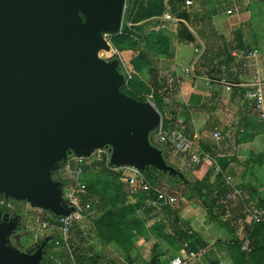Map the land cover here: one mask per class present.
<instances>
[{
    "label": "water",
    "instance_id": "1",
    "mask_svg": "<svg viewBox=\"0 0 264 264\" xmlns=\"http://www.w3.org/2000/svg\"><path fill=\"white\" fill-rule=\"evenodd\" d=\"M125 0H0V196L55 217L69 210L52 175L67 156L108 147L110 166L183 175L149 142L161 113L121 92L106 34L119 33ZM18 216L0 220V264H40L10 244ZM9 220V221H8Z\"/></svg>",
    "mask_w": 264,
    "mask_h": 264
},
{
    "label": "crops",
    "instance_id": "2",
    "mask_svg": "<svg viewBox=\"0 0 264 264\" xmlns=\"http://www.w3.org/2000/svg\"><path fill=\"white\" fill-rule=\"evenodd\" d=\"M218 2L219 0H192L189 6L184 2L181 5L180 11L187 14V22L195 24L203 31L202 40L196 41L198 45L195 43V32L184 20L173 16L168 8L165 13H169L188 27L193 36L192 42L184 44L176 40L174 42L175 27L178 22H165L162 28L159 17H153L148 22L138 25L145 23L144 30H146L151 22H157V29L172 32V35L168 34L174 42L169 56L152 57L158 70L160 84L167 90L164 108L169 115L168 120L172 127L170 129L182 130L192 140L191 152L210 157L196 167L189 168L187 174L192 182L208 179L204 185L210 186L213 191L208 195L209 203L218 201L216 188L223 190L221 200L223 214H220L221 212L214 205L211 207L202 200L188 195L183 186L185 193L182 196L187 200L181 199L162 211L147 206L144 200L140 209L126 216L127 223L143 222L145 234L133 236L130 244L124 243L123 247L115 240L105 243L98 237L93 228V221L101 216L102 208L95 207L89 201L92 207L90 215L75 224L69 233L72 260L64 246L60 245L52 250L57 256L65 255L62 264H69L70 261L74 264H170V260L182 252L184 244H188L189 249L196 255L192 264H242L235 248L244 252L241 250L240 238L250 236L249 228L252 225L244 218L241 204L226 200L227 185L224 176L230 177L231 181L242 189L246 203H256L260 206L258 197L264 198V182L251 175L253 171L264 169V119L259 117L254 108V100L249 97L255 91L253 80L257 78L262 84L264 99V9L255 10L254 18L258 21V28L257 33H253L249 24L251 18L244 20L239 15L236 23L229 25L219 20L216 8H209L210 4H218ZM237 7L241 12L245 8L242 5ZM233 12L227 9L225 14L232 15ZM127 23H130V26L126 25V27L130 28L132 26L130 20ZM242 24H245L244 29L241 27ZM234 27L238 29L234 31ZM240 29L242 33H237ZM182 46H191L193 52L197 54V58L190 66H185L183 69L184 74L190 76V80L178 76L177 72L179 65L177 60ZM236 51L254 52L255 58L237 62L232 56ZM202 55H205V60L194 67ZM243 64L246 66L244 67ZM188 67L192 68L191 73L185 72ZM215 131L220 135L218 142L212 137ZM174 155L188 160L175 153ZM217 173L222 174V183L219 187L214 183ZM245 174L248 176L247 179L242 178ZM158 180V187L173 195L172 191L177 186L175 181L173 184L174 179L163 180L159 176ZM164 181L166 187H161ZM130 199V204L136 203L135 198ZM43 221L46 223L47 231L51 230L47 226L52 225L59 236V224L55 216H46ZM226 221H230L233 228L227 226ZM58 236L50 233L47 237L58 238ZM187 236L197 243L194 249L186 240ZM72 246L75 250H72ZM63 248L66 253L61 250ZM197 249L204 252V256L207 253L212 254L213 260L198 259ZM57 256L49 257L46 253L43 264H48V257L52 259V264H61ZM246 264L250 263L246 262Z\"/></svg>",
    "mask_w": 264,
    "mask_h": 264
},
{
    "label": "trees",
    "instance_id": "3",
    "mask_svg": "<svg viewBox=\"0 0 264 264\" xmlns=\"http://www.w3.org/2000/svg\"><path fill=\"white\" fill-rule=\"evenodd\" d=\"M183 2L184 0H133L130 7V22L132 26L130 28L124 27L121 34H112L111 39V43L116 50L128 49L134 52L130 59L132 78L128 81L127 85L121 88V92L141 102L147 101V98L152 96L154 107L161 113L164 112L163 108L166 106L165 95L167 90L163 89V86L160 84L158 70L157 67L154 66L152 57L169 56L171 46L174 44L175 40L179 43H190L193 41V36L182 21L176 24L174 42L171 41L172 38L168 35H172L170 32L167 34V31L164 29H157V31L149 30L146 32V30H148V28L144 30V25L146 24H138L145 21L148 22V20L153 17H160L168 9L173 16L179 20H184L188 24L187 14L184 11H180ZM145 70L147 78L143 77V72ZM162 126L164 128L171 127L170 122L165 118L162 120ZM169 148L168 150L172 151V148ZM206 150H208V148H206ZM173 162L175 163V161ZM166 163L175 168L172 164H169V161H166ZM153 170L152 167H149L142 171V174L150 184L156 185L159 181L158 177H161V175H159L160 173L158 171ZM85 179L86 182H88V186L83 200L90 201L95 207L102 208L101 216L93 221V228L101 241L110 243L115 240L124 247V243L127 245L130 244V240L133 236L145 234V225L143 222L132 221L127 223L125 221L127 215L143 206L144 200L146 199L143 193L134 194L132 196L128 195V191L125 190V185L119 180V174L102 163H93L88 166L86 168ZM207 181L208 179H201V181H195L193 183L186 181L187 185H185V188L187 194L202 200L204 204H209L211 207L214 205L215 208L217 207L221 212L220 214H223L224 208L221 202L223 190L221 188H219L220 190L216 188L218 201L220 202L216 200L214 203H209L207 201L209 198L208 195L213 191L210 186L204 185ZM214 183L218 187L222 183L221 173L216 174ZM175 184L178 183L175 182ZM130 198H135L136 203L130 204ZM258 200L259 205L264 207V198L259 196ZM225 224L233 228L230 221H226ZM249 230V249L240 252L239 248H235L238 251L241 263L264 264V215L262 221L251 226ZM60 243V237H55L51 241L48 250L52 252L53 249L60 246ZM196 244L195 241L191 243V248L194 249ZM51 255L57 256L55 253H52L49 257ZM49 257L47 258V263L52 264L53 261ZM57 257L62 259L64 256L61 255Z\"/></svg>",
    "mask_w": 264,
    "mask_h": 264
},
{
    "label": "built area",
    "instance_id": "4",
    "mask_svg": "<svg viewBox=\"0 0 264 264\" xmlns=\"http://www.w3.org/2000/svg\"><path fill=\"white\" fill-rule=\"evenodd\" d=\"M184 3L186 6H189L192 4V0H184ZM126 7L127 0H125L124 12L126 10ZM158 19L162 23V28H164L165 22H178V20L173 18L169 13H164ZM126 25L129 27L130 23H127ZM123 28V25H121V29L117 34H121ZM106 35H104V38ZM107 43L108 45L110 44V42L108 41ZM104 52H108V56L105 59L101 58L100 56L99 57L105 61L117 59L123 71L122 74L125 79L124 86L127 85L128 81H130L132 78V69L131 67H129L128 62L126 65L115 48H113L112 50L109 49V51ZM232 56L237 62H241L245 59H254L255 53H243L236 51L232 54ZM243 66L245 67L246 64H243ZM185 72L191 73L192 68L188 67ZM253 86L255 91L250 95L249 98L254 100L255 110L258 112L259 117L261 119H264V99L262 92V84L257 78H255L253 80ZM156 136L159 143L171 147L176 155H180L183 158L188 159L191 163L195 165H199L200 163L210 159V157L206 154L199 155L197 153L191 152V148L193 146L192 140L182 130L164 128L161 123L156 129ZM212 137L215 142H218L220 140L219 132L215 131L212 134ZM110 155L111 151L108 147H103L101 149L94 150L88 157H77L75 155H69L67 156L66 160L60 164V167L56 171L57 174L64 177L67 183H61L62 198L66 208L70 212L66 216L56 217V220L59 224V237L61 239L60 245L65 247L71 260L72 254L70 252L69 246L70 230L75 224L88 217L92 208L91 204L88 201L83 200V196H85L87 192V184L85 182L86 168L91 164L102 163L106 167H109V169L118 173L120 182L125 185L126 190L129 194L134 195L138 193H143L146 197L145 200L147 206L152 207L157 211H162L163 209L170 207L177 202V198L175 196L165 193L157 185L150 184L146 180L145 176L142 174V171H139L131 166L111 167L109 164ZM224 181L227 185V192L225 194L226 200L230 203L241 204L244 218L252 226L260 223L263 219L264 207L258 206L256 203H246L244 201V193L242 189L235 185L231 181L230 177L224 176ZM1 203L2 202L0 201V204ZM240 242L241 250L246 251L250 245L249 237L247 235L241 237ZM195 258L196 255L193 251L189 249L188 244H184L182 252L172 258L170 260V264H192ZM69 264L74 263L70 261Z\"/></svg>",
    "mask_w": 264,
    "mask_h": 264
},
{
    "label": "rangeland",
    "instance_id": "5",
    "mask_svg": "<svg viewBox=\"0 0 264 264\" xmlns=\"http://www.w3.org/2000/svg\"><path fill=\"white\" fill-rule=\"evenodd\" d=\"M219 2H220V0H219ZM219 2H218V4L214 3L215 5L210 4V6H209V8H213V7L216 8V10L219 14V16H218L219 20H221L224 24L229 25V24L236 23L237 19L240 17L239 15H241V18H243L244 20H249V18H251V21L249 22V24H251L250 31H252L253 33H257L258 21L255 20V18H254V15L256 14L255 10L262 11V9H264V1L257 2L256 0H242L241 2H238V0H224L223 2H220V3ZM131 3H132V0H127V7H126V10H125L124 16H123V23H122L123 27H126L127 22L130 20L129 18H130ZM247 3H249V4H247ZM241 5L245 6V8H243L242 12L239 11L238 7H237V6L240 7ZM227 9H231L232 11H234L233 14L232 15H226L225 12ZM169 12H170V10H169ZM249 24H247V26H249ZM157 26H158L157 22H151L148 25V30H146V32H148L149 30L157 29L158 28ZM188 26L193 32H195V35H196L195 43L198 40H202L203 31H201L199 28H197L195 26V24H193V23L192 24L188 23ZM244 26H245V24H242V26H241L242 29H244ZM234 29H235V27L233 28V30ZM237 29H238V27L234 31H236ZM166 33L168 34V32H166ZM237 33H242V30L240 29ZM171 34H172V32H171ZM224 35H226V32H224ZM105 39L108 42H110V44H109L110 50H112L114 48L112 43H111L112 34H107L105 36ZM196 45H198V43H196ZM117 51L119 53V56L125 62V64L127 65V62H128V65L130 67V59L133 56L134 52L131 50H128V49H120ZM99 56L101 58L105 59L108 56V52L101 51V52H99ZM196 58H197V54H195L193 52V49L191 46H186V47L182 46L181 51L179 52V55H178V60H177L178 64H179L177 66L178 76H181L182 78L190 80V78H189L190 76L187 74H184L183 69L185 68V66L186 67L190 66V64ZM204 60H205V55L204 56L202 55L199 58V60L196 61V63L194 64V67L198 66ZM152 61H154V60H152ZM154 66H156L155 63H154ZM118 71L121 74L123 73L121 67L118 68ZM143 77L147 78L146 70L143 72ZM147 100L152 103V96H149L147 98ZM167 113H168L167 110L164 108V113L163 112L161 113L162 120H163V118H165L167 120L169 119V115ZM149 142L153 147L159 149L162 152L164 160L166 159L167 162L169 161L170 162L169 164H172L183 175L184 180H181V179H179V177H175V176L173 177V176H169V175H166V174L159 172L160 173L159 175H161V178L163 180L174 179L173 184H174V181L178 183L176 187H174L172 184V186L174 187L172 193L177 198V201L179 202L181 199L187 200L185 197L182 196V194H184L185 190H186L185 188H183V186L186 187L185 186V185H187L186 181L193 183L192 181L189 180L190 178L188 177L187 173L189 172V168H194V167H196V165L191 163L188 160H183L182 158L175 156L173 151L168 150V149H170L168 146L159 143L157 136H156V131H153L149 134ZM168 159L175 161V163L173 161L168 160ZM153 171H155V169ZM251 176L256 177L258 180L264 182V169H262L261 171H253V174ZM242 178L247 179L248 176L245 174ZM52 179L54 181L60 182L62 184H67L64 177L57 174L56 171L52 175ZM85 182H86V179H85ZM87 183L88 182H86V184ZM164 183H165V181L161 183L162 184L161 187L162 186L166 187V183L165 184ZM180 184H182V186H180ZM156 185L158 186V184H156ZM87 186H88V184H87ZM164 192L167 193L166 191H164ZM167 194H169V193H167ZM0 199H1L0 201L2 202L1 203L2 205L0 204V211L7 210L10 213L18 214V217H19L17 220L18 232L16 234H13L12 236H10V244L14 248H16L17 250H19L21 252L31 253L37 248L39 243H41V241H43L44 238H50V237H47L50 235V233H52V235L54 234L55 236L56 235L58 236V231L56 230V228L54 226L48 225L47 227L51 228V230H49V231H47L45 229L46 223H45V221H43V218H46V216H53V214L50 213L49 211L32 207L31 205H29V203H27L26 201H23V200L18 201V200L11 199V198H5L4 196H0ZM3 202H4V204H3ZM59 234H60V232H59ZM53 239H54L53 237L50 238L47 246L44 248L43 260L41 261L40 264L44 263L46 253L48 254V256L50 254L54 253V251L51 252L48 250V247L50 246L51 241ZM186 240L190 243H193L195 241V240L191 241L189 236H187ZM73 249L75 250L74 246H72V250ZM61 250L64 251V248ZM197 250L199 251V249H197ZM203 254H204V252H201V250H200L199 254H198V259H200V260H206V259L213 260L212 254L207 253L205 256ZM63 255H64V253H63ZM64 258H65V255L62 259H58L61 264L64 263V261H63Z\"/></svg>",
    "mask_w": 264,
    "mask_h": 264
},
{
    "label": "flooded vegetation",
    "instance_id": "6",
    "mask_svg": "<svg viewBox=\"0 0 264 264\" xmlns=\"http://www.w3.org/2000/svg\"><path fill=\"white\" fill-rule=\"evenodd\" d=\"M1 200V199H0ZM3 201V200H2ZM3 204H4V202H3ZM2 205V204H1ZM5 214H8V217H9V220L10 219H13L14 217H16V216H18V214H16V213H10V212H8L7 210H4V211H0V220H1V222H4V221H2L3 219H4V215ZM8 220V221H9Z\"/></svg>",
    "mask_w": 264,
    "mask_h": 264
}]
</instances>
